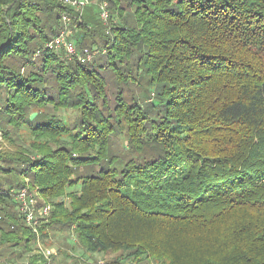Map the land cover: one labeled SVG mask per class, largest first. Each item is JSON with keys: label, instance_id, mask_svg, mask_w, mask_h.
<instances>
[{"label": "trees", "instance_id": "1", "mask_svg": "<svg viewBox=\"0 0 264 264\" xmlns=\"http://www.w3.org/2000/svg\"><path fill=\"white\" fill-rule=\"evenodd\" d=\"M96 5L82 64L46 47L72 8L0 0V264L59 234L104 264H264V0ZM23 188L52 205L37 233Z\"/></svg>", "mask_w": 264, "mask_h": 264}, {"label": "built area", "instance_id": "2", "mask_svg": "<svg viewBox=\"0 0 264 264\" xmlns=\"http://www.w3.org/2000/svg\"><path fill=\"white\" fill-rule=\"evenodd\" d=\"M61 2L72 8V13H64L62 16L61 31L53 37L47 44V49L55 52H63L68 60L77 59L82 64L91 63L92 59L98 54H80L77 51L75 42V21L80 20L86 8L91 4V0H61ZM100 18L104 24L109 22L108 0L99 1ZM41 52L37 53L40 56ZM16 200L19 205V213L24 218L25 222L38 232L40 222L46 221L52 212V205L44 201L43 197L36 189L34 191L29 188H23L16 194ZM39 249L44 257L51 262V258L57 254L54 249L44 248L39 240Z\"/></svg>", "mask_w": 264, "mask_h": 264}, {"label": "rangeland", "instance_id": "3", "mask_svg": "<svg viewBox=\"0 0 264 264\" xmlns=\"http://www.w3.org/2000/svg\"><path fill=\"white\" fill-rule=\"evenodd\" d=\"M99 1L100 0H91V3L95 2L97 4L96 6H98ZM85 11H84V14H85ZM74 25H75V23H74ZM103 26L108 27L109 24L103 23ZM77 51L80 54H82V52H80L78 49H77ZM94 52H97L98 54L92 59V62L99 59L100 57H102L101 49H98L95 47V49H91V50L88 49L84 53V54H92ZM0 139H1V135H0ZM67 237H69V239ZM47 244L48 245H46L44 243V248L54 249L57 252L56 256H54L52 258L51 264H104L106 261H108V259L111 258L110 256L107 257L105 255H95V256L89 257V255L82 250V248L80 247V245L76 241V238H74V236H72V235L69 236L68 234L56 235V237L55 238L52 237V239H50ZM73 246L76 249L73 251H70ZM59 250L71 253L72 258L67 259V260H63L58 255ZM19 264H24V262H21Z\"/></svg>", "mask_w": 264, "mask_h": 264}]
</instances>
